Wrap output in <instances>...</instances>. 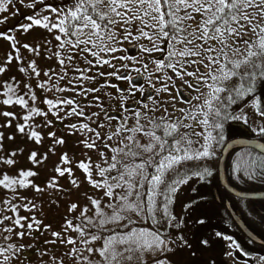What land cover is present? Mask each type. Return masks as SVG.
I'll list each match as a JSON object with an SVG mask.
<instances>
[{
	"label": "snow or ice",
	"instance_id": "snow-or-ice-1",
	"mask_svg": "<svg viewBox=\"0 0 264 264\" xmlns=\"http://www.w3.org/2000/svg\"><path fill=\"white\" fill-rule=\"evenodd\" d=\"M10 2L11 0H0V13L8 11L7 5ZM35 3L43 4L44 0H33V4H29L27 7L33 8ZM45 10L53 12L58 19L52 20L49 16L41 18L29 16L26 19L31 23L28 26L22 25V30L27 32L32 26L47 29L49 32L55 30L68 38L62 40L61 35L55 36L61 47L70 44L72 49H79L80 52L94 57L101 67L108 65L115 68V65L110 60L103 59L101 54L110 55L117 51H124L114 46L118 43L147 40L152 44V47L141 45L139 50L142 53L148 55H151L153 51L166 53L160 60L153 59L150 62H145L144 69L147 75L140 73L139 68L131 69V71L140 73L141 80L148 81L149 87L154 90L156 96H153L151 92H146L143 84H137L134 77L129 75L115 77L117 80L122 79L129 83L127 95L135 96L136 92L142 94L144 99L137 100L135 103L143 111L121 103L120 116L105 117L109 121H118L117 127L107 130L104 123H97V128L105 129L103 135L87 124H82L79 127L74 124L66 125L81 134L94 133V137L90 140L81 141L86 148L95 150L97 141H99L103 144L104 149L115 153V155L107 157L105 152H100L106 167L95 166L98 170L97 175L101 178L99 181L92 178L91 166L88 163L81 162L76 165L85 173L86 181L93 188L103 189L104 192L100 199L87 197L91 209L85 207L82 210L79 226H73L69 221L66 227L77 233L82 245H95L99 241L100 246L77 248L76 239L62 238V243L73 245V248L69 249L65 255L70 258L83 257L86 251L88 255L83 257L85 264H92L88 257L93 254L98 255L103 264H132L134 260L140 261V264H146L145 253L154 255L155 252L172 251L168 248L169 241L161 239L163 234L158 230L133 227L132 225H135L137 221L132 220L130 215L126 214L136 217L145 214L155 224L169 220L167 207L169 199L178 190L177 185L187 183V179L173 180L166 185L164 191L158 192L159 187L165 184V174L185 161L212 159L214 143L223 140L222 135L217 139L213 132L222 131L225 120L244 119L247 122L246 116L235 114L222 116L221 107L224 105L221 94L228 93L225 99L229 104L235 103L236 99L252 96L255 93L256 82L264 80V0H74L69 7ZM61 12H63L62 17H60ZM36 15L39 16V13ZM3 22L0 21V23ZM193 24H195V28L192 27ZM250 33L252 35H249ZM0 36L5 40L10 39L6 34H0ZM82 36L86 38L82 39ZM73 37L75 39H71ZM158 39L166 42V48H161L157 42ZM24 47L33 51L28 45H24ZM114 58L131 60L133 63H139L141 59L135 56ZM67 59L71 60L72 56L69 55ZM7 63H11V60H8ZM60 63L63 66V60ZM86 63L93 67L96 66L92 64L91 60L86 59ZM148 63L155 65V73L163 74L156 83L151 80L154 73L148 70ZM28 67L36 76L40 75L34 65L29 64ZM125 69H127V65H125ZM77 70L89 71L90 69ZM3 71L4 69L0 68V73ZM19 71L24 73L26 69L21 67ZM116 71L121 70L116 69ZM169 71L188 89L200 95L185 98L183 91L176 88V95L173 96L169 87L175 88L176 86L172 76L167 75ZM44 75L48 76L49 73L45 72ZM109 75H115V73ZM186 77L191 79H186ZM49 78L51 79V77ZM59 78L63 79L62 76ZM85 78L92 79L91 77H79V79ZM233 79L244 82L235 89V97L232 95V89L224 87L227 81ZM157 83H163L164 87H157ZM105 86L116 88L115 85H101V87ZM38 87L43 88L44 85L40 84ZM75 87V85L72 88L58 87L56 90L60 92L73 91ZM25 88L31 91L28 85H25ZM204 89L208 91L205 92ZM99 90V88L84 89V92L95 93ZM116 90L117 92L121 91L118 88ZM164 93H167L171 99H163L161 94ZM27 94L26 92L25 95ZM80 94L77 93V95ZM0 95L7 97L0 101L4 105L16 104L21 108L27 107L24 97L17 96L11 85H8L7 91ZM12 96H16V99H12ZM201 96L204 97L203 104L193 103V101H199ZM30 98L33 102L36 99L35 96ZM113 99L118 98L113 97ZM177 100L184 104H190L191 108L177 109L175 107ZM144 101H151V106ZM44 103L48 105L49 112L53 108L59 109L61 105L66 104L72 107V111L67 115H84L72 99L61 100L59 103L45 99ZM162 105L164 106L162 107ZM168 105L172 106V112H169ZM95 106L101 107L99 98H97ZM252 107L259 108L260 104L254 99ZM128 112H131L132 115H126ZM176 112H179L180 115L175 116ZM29 113L22 119L29 121L33 115H47L44 111L36 108L29 109ZM156 113H160V115L157 116ZM0 115L15 119L13 114L8 112L0 113ZM52 115H57V113L52 112ZM96 115L99 114H92V116ZM257 115L264 118V108H261ZM92 116L84 118L92 120ZM169 117L174 118L170 119ZM189 121L196 122L202 131H196L194 125ZM30 127L31 125L18 126L17 130L20 133H25L26 128ZM260 132L264 133V127L260 128ZM50 135L54 136L55 134ZM137 137L146 138L147 142L142 143ZM29 138L34 139L36 143H39L41 139L35 131L30 133ZM110 141H115V143L109 144ZM57 143L63 144L64 141L58 140ZM195 145L198 147H194ZM257 147L260 146L257 145ZM136 149H139V152L151 154L149 159L144 161L142 157H139ZM120 155H123L125 159H118ZM129 157L133 159L139 157L141 163H129L127 160ZM29 159L36 164L42 162L37 159L36 153H32ZM61 161L63 164L70 163L67 154L61 157ZM2 162L9 165L14 163L11 159ZM150 168H154L151 173L148 172ZM255 168H264V157H253L251 162L244 160L242 164L238 162L233 171L236 173L243 171L251 179L252 171ZM55 171L59 176H64L65 173L72 175L71 169L68 168L62 170L57 166ZM109 173H115V175L109 177L107 175ZM18 175L22 179L9 178L7 174H4L0 177V187L15 191L17 185L21 188L32 186L35 191H42V189L26 182L29 177L37 175L35 172L21 171ZM211 175L212 172L208 168H203L199 172L202 180ZM55 183L56 181L53 180L48 187H53ZM72 183L79 187L75 180ZM146 186V191L142 192L141 189H145ZM158 195L164 196L163 209L157 207ZM104 197L108 198L107 204L102 203ZM5 203H10V201H5ZM76 207L77 205H72L71 210H75ZM105 208L111 209L110 215L104 211ZM10 210L15 212V208ZM25 210L31 211L32 209L26 208ZM90 211H92L91 216L87 215ZM158 211H162L163 220L157 219ZM24 219L23 217L13 219L5 216L0 219V224H3L5 220H11L16 227L23 228L22 220ZM32 219L33 223H40L35 218ZM33 223L27 224L29 230L33 229ZM109 224H121L122 227L116 234H104L103 230ZM36 230L39 231V229ZM0 231L13 232L15 229L4 227ZM24 235V232H18L17 238L23 239ZM52 235L54 238L60 236L59 233H52ZM216 235L220 236L221 234L216 233ZM223 238L232 239L231 237ZM177 240L182 242L181 237H178ZM55 242L53 239L46 243L54 244ZM202 243L206 244L207 242L202 241ZM228 246L230 248L235 246L239 250L235 241ZM22 250L23 247L17 249L12 245H0V264H8L9 260L14 255L18 257L19 251ZM156 264H165V261L158 260Z\"/></svg>",
	"mask_w": 264,
	"mask_h": 264
},
{
	"label": "trees",
	"instance_id": "trees-1",
	"mask_svg": "<svg viewBox=\"0 0 264 264\" xmlns=\"http://www.w3.org/2000/svg\"><path fill=\"white\" fill-rule=\"evenodd\" d=\"M74 0H44V3H35L33 8L27 7L29 4H33V0H27L26 3L23 0H11L7 5L8 11L0 13V34H5V30L9 28L12 32L14 31L13 27L25 20L29 16H37L36 14L42 15L44 13L50 12L46 11L47 8L62 9L69 7ZM52 17L54 20H57L58 17L53 13ZM63 16V12L60 13V17ZM9 19L13 21V25L9 27ZM195 28V24L192 25ZM147 31V29H146ZM62 40L68 39L61 35ZM71 39H75L74 37ZM140 45H151L152 44L147 40L137 41ZM161 45V48H166V42L163 40H157ZM115 46V45H114ZM179 47V45H178ZM153 59L160 60L166 53L153 51ZM20 59L23 63V68L26 69L24 72L23 80L19 84L18 88H14L17 96H23L27 102V107L23 108L24 115H29V109L36 108L37 110L44 111L47 113L46 116H32V119L25 121L22 119L24 125H31L30 128H27V132L30 134L32 131L38 133L41 137L40 140L46 139L50 140L61 156L67 154V157L70 161L71 167H76L77 164L81 162L88 163L92 171V178L94 180H101L97 175L98 170L96 165L101 167H106L103 159L100 156V152H105L107 157L115 155V153L108 152L104 149V146L101 142L97 141V146L95 150L88 149L81 143V141L90 140L94 137V133L76 131L75 129L66 127V125H77L79 127L82 124H87L90 128H95L97 131L104 134L105 129L97 128V123H104L107 126V130H111L118 126V121H109L107 120L106 113L109 111H116V106L113 104V100L109 99L111 92L108 89L113 87H101L104 84L103 80L105 78V72L101 66H99L94 57L87 55L79 51V49H72L70 44H65L63 47L60 46L58 42L57 46L54 48V53L51 58V61L48 65H44L43 62L39 59H35L31 62H25V58L20 51ZM71 55L72 59L69 60L67 57ZM111 55V54H110ZM110 55L101 54L103 59L110 60ZM91 60L93 65L86 63V59ZM239 58V57H237ZM63 60V66L60 61ZM29 64L34 65L36 71L40 73L39 76H36L32 72V69L29 68ZM110 67V66H109ZM77 69L84 70L90 69L89 71H78ZM48 72L49 75L45 76L44 73ZM116 77L115 70L112 72ZM128 73L132 75L136 71L128 70ZM102 74V75H97ZM168 76H172L173 81L176 82L175 76L171 71L167 73ZM63 77L60 79L59 77ZM91 77L92 79H79V77ZM119 76V75H118ZM163 76L162 73L158 74L153 80V83H156L158 79ZM51 77V79L49 78ZM71 81V83H69ZM115 82H120V80H115ZM244 83L237 79L227 81L224 84V87L232 89V95L235 97V89L239 88L241 84ZM43 84L44 87H38V85ZM171 85V82H169ZM25 85H28L31 89L29 91L25 88ZM75 85L73 91L60 92L56 89L59 88H72ZM83 87H80V86ZM144 85L148 86V81L144 80ZM157 87H164L163 83H157ZM171 87V86H170ZM169 87V88H170ZM99 88L98 92H84V89H94ZM152 89L151 87H149ZM116 90V88H113ZM153 90V89H152ZM129 91V86H126L125 96H123V102L127 100H135L139 92H136L135 96L127 95ZM154 91V90H153ZM4 92V87L0 84V93ZM28 93L25 95V93ZM77 93H81L77 95ZM117 94H119L116 91ZM228 93L221 94V100L223 105L221 107L222 116L225 114H235L239 116H246L247 122L244 119L235 120L228 119L223 122L222 131H214L213 135L223 136V140L219 143H214L213 145V158L205 160H191L185 161L181 165L176 166L173 170L167 172L164 176L165 184L161 185L158 192L164 191L167 184L171 183L173 180L187 179V183H180L177 185L178 190L171 195L168 207L169 220H163L162 211L157 212V219H162L163 222L155 224L153 221L149 220L145 214H141L140 217H136L132 214L130 215L132 220H136L137 223L132 225L137 228H146L149 230H158L163 235L161 239H166L169 241L168 248L172 251L164 252H155V254L145 253L144 261L146 264H156L158 260H164L165 264H229L226 261V248L229 244L235 241V244L239 246V250L234 246L232 247L233 255L235 258V264H260L264 262V214L259 210L264 212V200H250L245 198L235 197L225 190L218 182V172L217 166L218 161L221 155V150L225 143L236 137H246L258 139L264 143V133L260 132V128L264 127V118L257 115L261 108H264V80H258L255 85V93L252 96H244L243 98L236 99L235 103L229 104L225 99ZM154 95L156 93L154 92ZM35 96L36 99L33 100L30 98ZM16 98V96H14ZM7 97L0 95V101L6 99ZM97 98H99V103L101 107L95 106L97 104ZM52 100L54 103H59L61 100L72 99L77 108L83 112V116L78 115H67L72 111V107L66 104L61 105L59 109L53 108L49 112L48 105L44 103V100ZM256 100L260 104L259 108L252 107L253 100ZM149 106H151V101H147ZM4 104L0 103V112L4 110ZM226 106V107H225ZM139 111L143 109L136 105L135 107ZM103 109V110H102ZM52 112H56L57 115H52ZM93 113H98L99 115L92 116ZM159 116L158 114H156ZM178 114L177 116H179ZM92 116V120H87L84 117ZM170 119L174 117H169ZM96 121V123H93ZM243 122L248 128L252 131V134L249 132H238L234 130V123ZM192 123L196 131H202L199 125L194 121H189ZM252 123L255 124V131H253ZM55 134L54 136L50 134ZM142 143H146V138L137 137ZM34 140V139H33ZM58 140H63V144L57 143ZM115 141H110L109 144H114ZM194 147H198L195 145ZM139 153V157H142L144 161H147L151 154L139 152V149H136ZM127 158L129 163H141L140 158ZM253 157H264L263 154L252 148H234L226 156L224 162V174L227 183L233 188L244 191V192H260L264 191V168H255L252 171V178L249 179L243 171L236 173L233 169L236 167L237 163H243L244 160L251 162ZM120 160H124L125 157L120 155L118 157ZM20 167H24V164H20ZM79 171H82L76 167ZM203 168H208L211 170L212 175L206 176L202 180L199 176V172ZM14 170V169H13ZM154 171V168L148 169V172ZM6 173L5 168H0V177ZM109 177L115 175V173L107 174ZM84 179V192L87 197H92L93 199H100L103 197V189L93 188L85 179V173L82 175ZM115 183V181H112ZM141 189V191H146ZM122 191V190H118ZM16 196L15 193L10 194L9 197L4 194L2 198L0 197V214L3 211L4 206L6 205L5 201H11L13 205H16ZM225 202H229L232 210L237 216L243 221L245 226L256 235L262 243H255L240 230L232 219L228 209L226 208ZM90 203V202H87ZM103 204L108 203V198L104 197L102 200ZM77 205V204H73ZM86 207L83 206L79 209L77 205L75 210H71V217L67 218V222L71 221L73 226L80 225V217L82 210ZM157 207L158 209H163L164 207V196H157ZM91 209L90 207H88ZM104 211L111 214V209L105 208ZM76 212L78 214L76 215ZM87 215L91 216L92 211ZM95 219V217H93ZM49 220L53 221V217L49 216ZM203 221V223H200ZM121 224H109L103 230L104 234L112 235L120 231ZM112 230V231H109ZM126 231V229H125ZM216 233H220V236H217ZM77 237V236H76ZM178 237L182 238V242L177 240ZM223 237H231V240H226ZM78 238V237H77ZM202 241H206L204 244ZM0 245H12L14 248H17L14 245L13 241L7 239H1ZM100 242L97 241L95 245H86L87 247H99ZM227 246V247H226ZM77 248L83 247V245L78 243ZM18 249V248H17ZM48 254L46 256L54 257L55 252H59V258L57 259V264H85L84 258L87 257V252L85 251L83 257L77 256L70 258L65 255L67 253L65 249H60L57 246L51 245L48 249ZM36 257L43 256L39 250H34L30 255V259L26 260V264H32L36 261ZM66 256L68 259H74V261L67 262ZM45 257V256H44ZM23 252L19 251L18 257L13 256L8 262V264H22ZM92 261V264H103L101 258L93 254L91 257H88ZM41 264H44L43 262ZM132 264H140V261L134 260Z\"/></svg>",
	"mask_w": 264,
	"mask_h": 264
},
{
	"label": "rangeland",
	"instance_id": "rangeland-1",
	"mask_svg": "<svg viewBox=\"0 0 264 264\" xmlns=\"http://www.w3.org/2000/svg\"><path fill=\"white\" fill-rule=\"evenodd\" d=\"M23 2L26 3L27 0H23ZM43 16H49L52 20H54V18L52 17V13L50 12L34 17L41 18ZM30 23L31 22L28 19L21 21L13 27V32L9 28H7L5 30V32L7 31L5 34L9 36V40H5L2 38V36H0V68L4 69V71L0 73V84L3 85L4 92L7 91L8 85H11L13 88H18L19 84L24 78V73H21L19 71V68L23 67V63L20 59L19 54L20 51H22V55L25 58L26 63L34 61L35 59H39L43 62L44 65H48L53 56L54 48L59 42L55 39V36L62 35L55 30L49 32L47 29L36 26L30 27L29 31L24 32L21 26H28L30 25ZM12 25L13 21L9 19V27ZM121 35H123V33H121ZM249 35L252 34L250 33ZM81 38L83 39L86 37L82 36ZM129 44H133L138 47L137 52L134 56L137 58H141L139 63H133L131 60H120L114 58L128 56L125 52V48ZM24 45H28L29 48L33 49V51H29L28 48L24 47ZM140 46V43L137 41H134L133 43L124 42L115 44V47H117L118 49H123L124 51H117L110 55V61L113 65H115V68L109 67L108 65L102 66L103 72H105L106 74L103 80V82H105L102 85H109V81H111L112 83L115 82L116 78L109 75L114 70L116 74L119 75L125 71L128 72L129 69L139 68L140 73H145V75H147L144 69V64L145 62H150L153 60L152 56L154 55V52L151 55L142 53L139 50ZM146 46L151 48V45L149 44ZM8 60H11V63H7ZM125 65H127V69H125ZM116 69H120L121 71H116ZM148 70L154 73L151 76V80L153 82L156 76L160 73H155V65L151 63H148ZM137 73L138 72L133 73L132 75H135ZM186 79L191 78L186 77ZM117 83L126 86L127 81L123 80ZM175 86L182 87L192 96L200 95L199 93L193 92L188 89L180 80L176 79ZM108 90L111 92V94L109 95V99L113 100V104L116 107L120 106L121 102H123L124 100L123 96H125V93L117 94L116 90H113V88ZM169 91L172 92L173 96L176 95L175 88L170 87ZM204 91L207 92L208 90L204 89ZM9 95L12 94L9 93ZM139 95L140 94L138 93V96L135 100H138ZM161 95L163 99H171V97H169L167 93ZM113 97H117L118 99H113ZM12 99L16 98L12 96ZM203 102V96H201V99L199 101H193V103L195 104H203ZM163 106L164 105H162V107ZM167 107L169 109V112H172V106L168 105ZM175 107L177 109L191 108V105H185L177 100ZM3 112L13 114L15 119L0 115V133H2V136H0V168H5L6 173L4 174H7L9 178L14 179H22V177H19L18 175V173L21 171L35 172L37 175L29 177L26 182L29 185H33L42 189V191L37 192L32 186L21 188L17 185L15 186V191L0 187L1 198L4 194L9 197L10 194L13 193H15V196L17 198L16 205H13L11 201L10 203H6L2 213L0 214V219H3V217L5 216L12 217L13 219H19L21 217L25 218L24 220H22V223L24 225L23 228L16 227L11 220H5L3 224H0V229H3L4 227L15 229V231L13 232L0 231V240L8 237L7 240L13 241L14 245L18 249L23 247L22 252L24 258L22 259V264H26V260L30 259L29 257L34 250H39L41 252V255L43 256L36 257V254L34 253L33 255L35 256L36 261H34L32 264H41L42 262L44 264H57V259L60 255L59 252H55L54 256L56 259L54 260V257L46 256L48 254V251L45 250L48 249L51 245H54L59 247L60 249H65V251L68 252L69 249L73 248V245H66L62 243V238L76 239L78 245L79 239L76 237L77 233L72 231L71 228L66 227L68 223L67 218L72 216L70 207L73 204L79 205V209H81L85 205L86 207H90V203H87L89 202V200L87 199V196L83 189V171H79L76 167H71L69 163L63 164V162L61 161V154L57 150H55L50 140H46L47 138L40 140L39 143H36L35 140L29 138L30 134L27 132V128L25 130V133H20L17 130L18 126L24 125L22 121L24 110L19 105H5L4 110L0 113ZM156 114L160 115V113ZM178 114L180 113L176 112L175 116H177ZM126 115L131 116L132 113L128 112L126 113ZM239 123L243 124L242 121H240ZM252 127L254 129V123H252ZM233 128L238 132L247 131L246 128H240L235 125H233ZM9 137H12V139H9ZM13 153H15V155H12ZM32 153H36L37 159L41 160L42 162L36 164L30 161L29 157ZM9 159L14 161L12 165L2 162ZM24 163V167L19 166L20 164ZM57 166L61 167L62 170L65 168L71 169L72 175L65 173L64 176H59L55 171V168ZM53 180L56 181L55 185L53 187H48V185L52 183ZM73 180L76 181L79 187L72 183ZM12 208H15V212L10 210ZM26 208H30L32 210L26 211ZM77 214L78 212H76V215ZM49 216L53 217V221L49 220ZM32 218H35L36 221H40V223H33ZM29 223H33L32 230H29L27 228V224ZM36 229H39V231H37ZM18 232L25 233L23 239L17 238ZM52 233H59L60 236L54 238ZM53 239H55L56 241L54 244L46 243L47 241H51ZM85 246L86 245H83V247ZM226 250V261L229 264H235L236 262L232 248L228 246ZM229 253H231V255H229ZM66 261L70 262L74 261V259H68V257L66 256ZM260 264H264V262H260Z\"/></svg>",
	"mask_w": 264,
	"mask_h": 264
},
{
	"label": "water",
	"instance_id": "water-1",
	"mask_svg": "<svg viewBox=\"0 0 264 264\" xmlns=\"http://www.w3.org/2000/svg\"><path fill=\"white\" fill-rule=\"evenodd\" d=\"M136 51H137L136 45H128L126 47V53L129 56L135 55ZM125 75H127V73L123 72L120 76H125ZM131 77L136 78L137 84H141V83L143 84V80H141L139 78L140 74H137L136 76H131ZM117 88L121 90L120 93H123L125 91L123 86H118ZM177 88L181 89L183 91L185 98L190 97L189 94L187 92H185L181 87H177ZM144 89L146 92H151L153 95L152 90H150L147 87H145ZM143 99L144 98L141 95L140 100H143ZM144 102H146V101H144ZM126 106L134 107V103H129ZM107 116H117L118 117L120 115L116 112H108ZM257 145H259L260 147H257ZM234 148H252V149H254V150H256L259 153L264 155V143L257 140V139H251V138H245V137H236V138H232L229 141H227L221 150V156L219 158L218 167H217L218 181H219L220 185L225 190H227L230 194L234 195L235 197L245 198V199H250V200H264V191H260V192L239 191L227 183V181L225 179V174H224V162H225V158H226L227 154ZM225 205H226V208L228 209L232 219L234 220L236 225L240 228V230L244 233V235L246 237H248L249 239H251L255 243H262V241L245 226V224L239 218V216H237L235 214V212L232 210L229 202H225ZM259 211L264 214V212H262L261 210H259Z\"/></svg>",
	"mask_w": 264,
	"mask_h": 264
},
{
	"label": "flooded vegetation",
	"instance_id": "flooded-vegetation-1",
	"mask_svg": "<svg viewBox=\"0 0 264 264\" xmlns=\"http://www.w3.org/2000/svg\"><path fill=\"white\" fill-rule=\"evenodd\" d=\"M188 94H189V96H192L189 92H187ZM140 96H141V93H140ZM186 105H189V104H186ZM117 108H119V106L117 107ZM120 115H121V113H120ZM234 125L235 126H238V127H242V128H246V126L244 125V124H240V123H234ZM246 130H248L247 128H246ZM249 134H252V131H250L249 130Z\"/></svg>",
	"mask_w": 264,
	"mask_h": 264
}]
</instances>
